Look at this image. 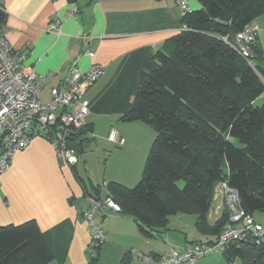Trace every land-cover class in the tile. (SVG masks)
I'll use <instances>...</instances> for the list:
<instances>
[{
	"label": "crops",
	"instance_id": "1",
	"mask_svg": "<svg viewBox=\"0 0 264 264\" xmlns=\"http://www.w3.org/2000/svg\"><path fill=\"white\" fill-rule=\"evenodd\" d=\"M189 3L191 9L201 7L198 0ZM3 5L7 40L16 51L27 52V65L51 75L42 101L50 99L51 87L65 80L73 62L81 72L94 65L104 69L80 91L87 110L79 161L61 166L51 142L37 136L0 175V225L34 219L53 252V264H89L93 252L83 212L92 197H112L110 183L130 188L140 180L156 131L147 122L122 116L133 107L142 72L156 68L155 54L170 52L172 37L183 27V12L175 0H3ZM74 7L76 14L71 13ZM54 19L61 22L59 35L47 29ZM253 23L260 27L257 44L264 54V12ZM113 129L123 143L108 139ZM105 213L99 225L107 239L95 264H133L138 258L133 248L163 256L170 245L183 248L217 238L198 228L197 215L193 220L200 240H190L187 232L184 239L174 238L168 224L146 235L130 215L110 208ZM217 219L211 210L209 223Z\"/></svg>",
	"mask_w": 264,
	"mask_h": 264
},
{
	"label": "trees",
	"instance_id": "2",
	"mask_svg": "<svg viewBox=\"0 0 264 264\" xmlns=\"http://www.w3.org/2000/svg\"><path fill=\"white\" fill-rule=\"evenodd\" d=\"M198 1L199 9L183 13L185 28L172 37L170 52L158 51L156 68L142 72L133 107L122 116L156 131L140 180L130 188L109 184L121 213L146 235L180 212L196 214L198 228L218 237L228 213L212 225L208 217L221 181L237 191L247 213H264V103L255 104L264 94L263 53L255 44L253 67L232 45L234 34L264 12V0ZM0 21L3 26L1 11ZM84 132L76 138L78 151ZM224 254L241 264H264V244L249 234ZM53 260L36 220L0 225V264Z\"/></svg>",
	"mask_w": 264,
	"mask_h": 264
},
{
	"label": "built area",
	"instance_id": "3",
	"mask_svg": "<svg viewBox=\"0 0 264 264\" xmlns=\"http://www.w3.org/2000/svg\"><path fill=\"white\" fill-rule=\"evenodd\" d=\"M175 1L183 13L191 10L189 0ZM77 10L74 7L71 13L76 14ZM0 11L5 13L3 0H0ZM47 29L61 34L60 20L54 19ZM259 31L260 27L252 22L232 38V45L253 67H257L253 47L257 44ZM26 58V51H16L7 40L0 21V175L10 169L17 153L37 136L51 142L61 166L75 165L79 161L76 138L80 132L86 131L83 115L87 106L80 103V91L92 85L104 72L101 65L81 72L73 62L65 80L51 87L50 99L42 101L41 91L51 75L38 73L34 66L25 63ZM108 139L115 143L124 142L115 129ZM90 202L83 216L91 235L89 246L94 253L107 239V234L95 220L96 213L105 215L107 208L121 213V207L112 197H92ZM211 210L218 217L225 211L228 213V219L214 241H200L183 248L170 245L163 256L146 254L134 248L131 253L143 264H200L201 259L225 252L232 241L246 234L264 244V225L241 207L237 191L226 181L216 186Z\"/></svg>",
	"mask_w": 264,
	"mask_h": 264
},
{
	"label": "rangeland",
	"instance_id": "4",
	"mask_svg": "<svg viewBox=\"0 0 264 264\" xmlns=\"http://www.w3.org/2000/svg\"><path fill=\"white\" fill-rule=\"evenodd\" d=\"M263 103H264V96H260L255 100V104L258 106L262 105ZM181 185H183V183ZM195 215L196 214H187V213H180V212L169 215L167 217L166 225L164 224L163 227H167V224H168L170 229L167 232H170L174 238L178 237V238L184 239L185 232H187L189 234V238H191L190 240H200L197 234L198 228L196 226L195 219L193 220V217H195ZM254 217L257 221L262 222V224L264 225V213L263 212L256 211L254 213ZM213 218L215 219V216H213ZM95 220L98 224H103L100 212L96 213ZM91 255H95V253H92ZM133 264H140L139 259L134 258ZM200 264H240V262L238 259L228 260L224 252H220V253H214L208 257H205L204 261L202 260Z\"/></svg>",
	"mask_w": 264,
	"mask_h": 264
},
{
	"label": "water",
	"instance_id": "5",
	"mask_svg": "<svg viewBox=\"0 0 264 264\" xmlns=\"http://www.w3.org/2000/svg\"><path fill=\"white\" fill-rule=\"evenodd\" d=\"M92 130V129H91Z\"/></svg>",
	"mask_w": 264,
	"mask_h": 264
}]
</instances>
